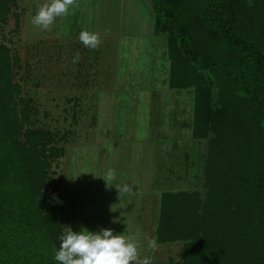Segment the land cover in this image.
<instances>
[{"label":"trees","instance_id":"16d2710c","mask_svg":"<svg viewBox=\"0 0 264 264\" xmlns=\"http://www.w3.org/2000/svg\"><path fill=\"white\" fill-rule=\"evenodd\" d=\"M16 4L0 0V23L19 15ZM153 5L168 82L193 91L194 132L208 140L204 190L164 194L159 238L183 242L182 264H264V0ZM10 50L0 43V264H58L64 196L46 218L38 192L65 147L34 117Z\"/></svg>","mask_w":264,"mask_h":264},{"label":"crops","instance_id":"0c3cea01","mask_svg":"<svg viewBox=\"0 0 264 264\" xmlns=\"http://www.w3.org/2000/svg\"><path fill=\"white\" fill-rule=\"evenodd\" d=\"M45 2H47V0H27L28 4L23 3L22 10L24 13L26 12V20L23 24H25L24 26L27 27V30L35 32L31 34L29 33L30 35L28 36V39H23V46L26 49L28 56H30V54L33 56L32 51L39 52L41 50H45L47 48V42H55L56 44H54L53 47L57 49V58L64 56V54L62 55V48H64V50L69 48L68 50H70V52L67 56H69L71 60L73 59L75 52L79 51L81 53V59L78 63H75V73L85 75V83L80 84L81 86L79 87H73L72 89H69L70 95L68 96V105L70 112L69 115L63 116L65 127L63 129H54L56 139H59L60 144L64 145L65 147V153L62 156L67 157L68 154H66V152L69 146H75L74 143H78L80 139H88L91 135H87V133H90L91 130L95 133L97 131L95 128H100L101 134L99 137L101 138L102 144V156L105 157V159L102 161V165L107 163V167L109 168L107 169V167H101V181L100 179L98 180L100 183L97 184L95 190L91 192V198H88L87 196L84 197V195L81 197L74 195L72 197L73 188L71 186V182H69V194L63 193L61 189V192L64 196L65 212L68 213V216L70 217L68 225L76 229L78 227V215L80 214L81 220L86 224L85 228L89 230L92 212L90 205L91 203L89 200L91 199L92 202L93 196L98 192H104V189H107V191L111 192L109 196L111 197L110 199L112 203L113 201H116L121 204L127 201V199H125V194H123L120 198L119 190L116 188L115 184H119L121 186L123 184H128L130 186L132 184L130 177L125 176L123 177L122 181L118 182L115 177L110 176L109 173L112 169H110L109 166L113 160L112 156L114 150H116L117 147H124L121 157H123V162H125L129 167V161L132 155L126 152V146H132L136 139H141L143 137V139H145L146 137V135H141L143 129L140 126L141 123L138 124V120L136 122L137 126H139H135L134 115L137 116L138 114L141 116L142 113L145 114L144 109L147 107V114L151 110L153 115L150 119H142V121L146 122V124H148L149 121L151 126L148 124V127L152 128V130H150L151 133H149L146 138L150 140L155 139L156 141H158L159 138V143H161L159 150L154 153V158L152 159V167L154 169L153 183L157 188V192L144 193L143 195L142 193L138 194L137 199H135V195V197L130 200L134 202L136 208H133L129 212L123 214V216L119 215L117 217H113V222L114 224L116 223V226L113 224L112 227L119 229V231H117L118 234L124 235L126 237L129 235L136 236L141 256H149L152 255V253L148 250V248L140 247L139 245L140 243L147 242V239L144 235H138V233H143L138 227V223L143 221L145 226L149 228L152 233H154L152 235L150 234L149 238H156L159 245V250L156 251L154 255L158 256V252L162 251L163 249H167L169 252L165 253L166 250H164V254L162 253L161 257L158 259V264H166L164 259L165 257L170 258V261L168 262V264H170L171 259H175L174 253H172V251L176 248L179 257L174 260L176 261L174 264H180L183 256V242L179 240L163 241L159 238V230L161 221L164 217V211L166 210L165 204L163 203L165 193L168 191L175 192L188 189L204 190L205 187V165L208 140L206 137L195 135L193 110L194 102L193 100L191 101L189 98H187L189 101V103H187L184 99V92L180 93L174 90L175 92L172 91V93L170 92L169 95L165 94V96H163L161 99L167 101V96H170L173 97V99L178 98L177 100H173L171 102L169 101L166 104L159 103L155 106L153 105L152 107L151 105L153 102L151 100L150 103H144V100L137 99L136 102L138 104L134 103V105L135 107H138V112H132L131 109H129L131 100L118 98L116 99L119 101L117 107L122 106L125 108H119V110H117V114L115 115H113V110L111 109L109 110V115H107L105 113L106 111L103 109L113 105L108 104L109 99H102V97L105 96V92H107L106 87H109V85H107L108 83L105 81V79L108 77H102V75L105 73L103 71L102 65L99 62L100 58L103 59V57H107V53L103 51V48L94 51L92 49L86 48L79 40V33L81 31L87 30L89 32H98V26H103L101 24H108L105 22L106 18L104 11L108 13L110 10L117 12L114 13V15H117V18H119L120 26L123 27L122 31L124 33H138L139 35L148 34L149 36L147 37H161V34L155 32L156 15L154 12L153 0H77L79 8L75 10L74 15L57 17L53 25L50 26L48 30H42L41 28L34 26L31 23V20L36 14L38 6L44 4ZM104 3L105 5L103 6ZM17 6L18 3L14 5V8ZM166 66L167 65H162L159 67L157 64V66L153 68L154 76H156V73L158 74L159 72L167 74L166 81H164L166 84H168L167 86L170 89L182 90L170 86L168 82V68ZM71 67L73 68L74 65H71ZM27 72H31L29 66H27ZM156 79L158 80V77H156ZM159 80H161V77ZM95 84L97 87L92 86ZM93 89H103V91L99 93L100 99L96 98L91 103H88V101L85 99V92L87 90ZM157 90L159 89L157 88L156 91ZM99 105L102 106V109L100 114L96 116L94 107ZM163 105H165V107ZM154 115H159V120H161V122H158ZM162 115H165V117L162 118ZM167 120L169 121L167 122ZM38 121L40 122L39 118ZM89 121L91 124L87 126L86 130V127L83 129V123ZM92 122L100 123V125L95 126ZM134 127H136V129H134ZM68 133L71 134L70 137H68ZM76 135L78 136L77 139ZM83 135L85 137H82ZM111 142L112 148L110 145ZM192 142L200 143L193 145ZM136 148L141 149V144L137 145ZM134 151L139 152L137 150ZM149 152L151 155L152 150ZM140 154L141 152L137 153L135 157L139 159ZM123 170L129 171V168ZM134 171L136 172V176L133 186H136L134 188H137L140 187L137 185H141L145 179L144 175L142 174L143 167L141 168L138 164V167L134 168ZM140 174H142V176ZM106 175L108 176L107 181L105 177ZM109 177L111 179L113 178V180L109 181ZM90 190H92V188H90ZM88 193L90 194V192ZM68 195H71V198H69ZM76 196L81 198L80 202H85L83 207H81V212L79 213L76 206L77 198L74 199ZM87 202H89V204ZM71 203H73V206ZM101 211L106 222L108 213L111 211V205L110 209L108 206L106 207L103 197ZM68 225L64 223V227ZM102 227L103 228H101V230L107 228L106 224ZM79 231H81V229L78 231L76 230V232Z\"/></svg>","mask_w":264,"mask_h":264},{"label":"rangeland","instance_id":"374dc122","mask_svg":"<svg viewBox=\"0 0 264 264\" xmlns=\"http://www.w3.org/2000/svg\"><path fill=\"white\" fill-rule=\"evenodd\" d=\"M17 3L18 6L14 8V10L16 9L15 11L18 12L19 15L16 16V14L11 13L7 22L0 23V43L8 45L11 49V54L16 52L21 56L19 65L14 66L13 79L16 81H23L24 87L26 89L28 88V91H26V93L28 95L30 93L37 99V112L35 113L34 117H38L40 119V123L43 125L47 124L46 126L49 128L63 129L65 127L63 116L69 115L70 112V108L68 105V96L70 95L69 89H72L73 87H79L81 86L80 84L85 83V75L75 73L76 64H73L72 60L69 58V56H67L70 52V50H68L69 48L67 50H64V48H62V55L64 54V56H62L61 58H57V49L53 47V45L56 44L55 42H47V48L45 50H41L39 52L32 51L33 56H31V54L30 56H28V53L23 46V39H28V36L31 33L35 32L27 30V27L24 26L25 24H23L26 20V12L24 13L22 8L23 3L28 4L27 0H17ZM104 5L105 3L103 4V6ZM70 11H72V9H70ZM104 12L106 18L105 22H107L108 24H101L103 26H98L97 30L102 39V43L98 49L100 50L103 48V51L107 53L106 58L103 57V59L100 58L99 60L105 73V76L102 75V77H108L107 79H105V81L108 83L107 85H109V87H106L107 92H105V96L102 97V99H109L108 104L113 105L103 109L104 111H106L105 113L107 115H109V110L111 109L113 110V115H115L117 114V110H119V108H125L122 106L117 107L119 101L116 99L118 98L130 99L131 101L129 109H131L132 112H138V107H135L134 105V103L138 104L136 102L137 99L144 100V103H150L151 100L153 102V104L151 105L152 107L153 105L155 106L159 103L166 104L169 101L171 102L173 100H177L178 98L173 99V97L170 96H167V101L161 99L163 96H165V94L169 95L170 92H175L174 90L180 93L184 92V99L187 103H189L187 98L195 102L193 91L186 89H170L167 86L168 84L164 82L166 81L167 74L159 72L158 74L156 73V76H154L153 68L156 67L157 64L159 65V67L168 64V56L166 54L167 40L165 39L164 35H160L161 37H147L149 36L148 34L139 35L138 33H124L122 31L123 27L120 26L119 18H117V15H114V13L117 12L113 10L108 11V13L106 11ZM71 65H74V67L72 68ZM27 66H29L31 69L30 73H27ZM159 76L161 77V80H159ZM156 77H158V80L156 79ZM92 86L97 87L96 84ZM157 88L159 90L156 91ZM101 91H103V89L87 90L85 92V99L88 101V103H91L96 98L100 99L99 93ZM163 106L165 107V105ZM94 109L97 116L100 114L102 106H95ZM147 111L148 109L147 107H145V114L141 112V116L138 114V117L134 115L135 126H137L136 121L138 120V124L141 123L140 126L143 129L141 135H146V137L149 133H151L150 130H152V128L148 127L149 121L148 124H146V122L142 121V119H150L153 115V113H151V110L148 112V114ZM154 116L158 122H161V120H159V115ZM163 117H165V115H162V118ZM168 121L169 120H167V122ZM89 124H91L90 121L83 123V129L86 127V130ZM93 124L95 126L100 125V123ZM95 129H97L95 133L92 130L90 131V133H87V135H91L88 139H80L78 143H74L75 146H69L66 152V154H68L67 157L61 156L56 160L53 166V170H56V175L54 176L53 172V175L49 179V181L46 180V186H43V189L39 190L38 198H40L41 200L43 213L46 218L49 215V208L47 204L49 203V200H54L55 195H60L57 194L58 189L60 191L62 189L63 193L69 194V182H71V186L73 188L72 197L74 195H78L80 197L84 195V197L87 196L88 198H91V192H93L96 185L100 183L98 182V180L101 178V167L106 168L107 163L102 165V161L105 159V157L102 156L101 150L102 144L101 138L99 137L101 131L100 128ZM134 129H136V127H134ZM70 136L71 134L68 133V137ZM77 137L78 136L76 135V139ZM82 137L85 136L83 135ZM146 137L145 139H143L144 137L141 139H136L134 141L135 143L133 142L132 146H126V152L132 155L129 161V167L125 162H123V157H121L124 151V147H117L116 150H114L112 156L113 160L111 165L109 166L112 170L109 174L110 176L115 177L118 182L122 181L123 177L129 176L132 181V184L129 187L132 189V193L134 194H125V199H127V201L121 204L116 201H113V203L111 202V197L109 196L111 192L107 191V189H104V192L101 191L95 194L93 196V201L91 202V199L89 200V202L91 203L90 205L92 211L89 228L90 231H100L101 228H103L102 226L106 224V227L112 229L114 234H118L117 231H119V229L112 227L114 224L113 217H117L119 215L123 216V214L129 212L133 208L135 209L136 206L134 202L130 200L133 199L135 195V199H137L138 194L142 193L143 195L144 193L157 192V188L153 183L154 169L152 167V159L154 158V153L159 150V146L161 143H159V138L158 141H156L155 139L150 140ZM199 143L200 142H192L193 145H197ZM140 144L141 149L136 148L137 145ZM110 145L112 148V142L110 143ZM134 150H137L139 152H135ZM150 150H152L151 155L149 152ZM140 152L141 154L139 156V159H137L135 155ZM138 164L141 168L143 167L142 174L144 175L145 179L143 180L141 185H137L140 187L134 188L136 187L133 186L136 176L134 168L138 167ZM127 168H129V171L123 170ZM107 169L109 168L107 167ZM142 174L140 175L142 176ZM105 177L107 181L108 176L106 175ZM111 180H113V178L111 179L109 177V181ZM55 184L57 186H54ZM90 188H92V190H90ZM88 192H90V194ZM68 196L69 198H71V195ZM80 197H74V199L77 198L76 206L78 213L81 212V207H83V205L85 204V202H80ZM102 197L106 207L108 206V208L110 209L111 205V207L114 206V209H116L115 211L111 210L108 213L106 222L101 211ZM89 202L87 203L89 204ZM71 205L73 206V203H71ZM80 216L81 215L79 214L78 227L76 229L72 227L73 231H78L79 229L82 230L83 228H85L86 224L81 220ZM69 218L70 217L68 216V213H66V219L64 222L66 223V225H68V222L70 220ZM138 224L139 229L143 232L138 233V235H144L148 241L150 239V234L152 235L154 233H152L151 230L145 226L143 221H140ZM114 225L116 226V223ZM146 244L147 242H143L139 245L140 247L146 248ZM59 247V243L54 242L55 252L59 250ZM164 250H166L165 253L168 252L167 249L159 251L157 254L158 256L154 255L152 264L159 263L158 259L161 257L162 253L164 254ZM172 253H174L175 259H171L170 264L176 263V261L174 260L179 257L177 248L173 249ZM164 259L166 264H168L170 258L165 257ZM182 262H184L183 256L180 264H182ZM58 264H60V262H58Z\"/></svg>","mask_w":264,"mask_h":264},{"label":"clouds","instance_id":"9594fccd","mask_svg":"<svg viewBox=\"0 0 264 264\" xmlns=\"http://www.w3.org/2000/svg\"><path fill=\"white\" fill-rule=\"evenodd\" d=\"M79 8L77 0H47L38 6L31 23L42 30H48L57 17L74 15ZM72 9V11H70ZM79 40L86 48L96 50L102 43L98 32L83 30L79 33ZM81 59L79 51L74 53L72 63ZM120 198L123 194H134L128 184H115ZM115 211L114 206L111 207ZM61 243L55 252V260L60 264H152V260L159 245L156 238L147 241V248L152 253L141 256L136 236L114 234L110 228L92 232L86 228L73 231L70 225L63 227V234L59 237Z\"/></svg>","mask_w":264,"mask_h":264}]
</instances>
